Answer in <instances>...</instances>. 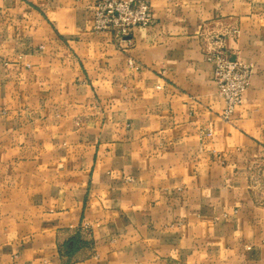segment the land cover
<instances>
[{"label":"crops","instance_id":"0c3cea01","mask_svg":"<svg viewBox=\"0 0 264 264\" xmlns=\"http://www.w3.org/2000/svg\"><path fill=\"white\" fill-rule=\"evenodd\" d=\"M95 1L0 0V264H264V0L122 39ZM215 49L254 66L229 120Z\"/></svg>","mask_w":264,"mask_h":264},{"label":"built area","instance_id":"2783aa9c","mask_svg":"<svg viewBox=\"0 0 264 264\" xmlns=\"http://www.w3.org/2000/svg\"><path fill=\"white\" fill-rule=\"evenodd\" d=\"M152 19L148 0H96L93 4V30L111 31L117 39L124 38L137 27L148 26ZM206 60L214 64V82L224 100L220 116L229 120L242 103L254 66L231 57L223 49L208 52Z\"/></svg>","mask_w":264,"mask_h":264},{"label":"trees","instance_id":"16d2710c","mask_svg":"<svg viewBox=\"0 0 264 264\" xmlns=\"http://www.w3.org/2000/svg\"><path fill=\"white\" fill-rule=\"evenodd\" d=\"M79 244V239L77 238H74V239H71L70 242L67 243V246L68 248L70 249H75Z\"/></svg>","mask_w":264,"mask_h":264},{"label":"rangeland","instance_id":"374dc122","mask_svg":"<svg viewBox=\"0 0 264 264\" xmlns=\"http://www.w3.org/2000/svg\"><path fill=\"white\" fill-rule=\"evenodd\" d=\"M92 7H93V5H92Z\"/></svg>","mask_w":264,"mask_h":264}]
</instances>
